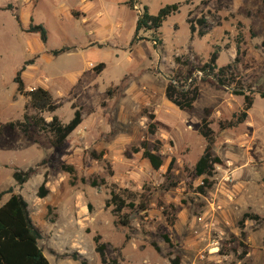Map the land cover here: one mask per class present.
<instances>
[{"label":"rangeland","instance_id":"1","mask_svg":"<svg viewBox=\"0 0 264 264\" xmlns=\"http://www.w3.org/2000/svg\"><path fill=\"white\" fill-rule=\"evenodd\" d=\"M136 1L140 11L146 6L151 15L169 5L179 4L180 8L160 29L165 46L154 51L149 43L140 42L133 46L132 55L128 45L137 13L127 9L125 0H99L102 20L116 32L118 46H127L126 51L106 46L111 53L115 52L112 57L106 52L97 53L98 49L78 48L71 53L51 54L50 47L88 40L92 43L88 32L97 21L89 16L86 23L70 15L82 12L80 0H0V194L11 189L27 201L42 234L39 247L50 264H102L95 252L97 236L101 238L100 244L106 245L109 261L170 264V259L180 252L179 225L192 221H196L197 227L191 235L201 243L198 261L214 257L213 264H245L251 245L248 232L244 231V237H236L230 230L232 223L237 228L240 222V215L235 217L232 211L237 200L232 172L236 168L245 170L246 182L259 193V200L264 194V162L246 156L235 162L231 156L225 157L229 148L222 146L219 156L223 166L215 168L209 178L211 186L204 193L199 192L204 177L195 175L194 165L202 143L198 134L201 120L206 119L210 128L216 130L218 142L221 125L232 121L241 111L243 99L233 95L238 85L255 96L252 116H264V100L256 94L264 92V50L260 48L264 42V3ZM8 5L12 6L11 11L2 10ZM30 21L46 29L49 42L44 45L38 35L25 33ZM200 21L205 23L203 27ZM214 53L217 68L234 65L232 87L218 90L209 83L213 78H207V82L197 79L200 96L193 110L179 112L166 105L163 89L169 81L182 83L193 77L195 68L206 64ZM129 56L135 61L129 60ZM104 57L112 59L100 83L93 80L95 70L91 68L82 74L64 76L83 69L87 61L97 63ZM26 62L32 63L21 75L24 91L19 94L14 80ZM132 70L141 71L144 76L146 73L148 79L146 82L144 78L141 87L145 89L140 88L139 97L123 98L129 78L119 86L106 88ZM39 87L54 99L57 109L53 114H39L31 105L27 92ZM76 109L85 122L59 148L51 147L48 137L34 126L27 137L6 126L24 122V118L31 122L35 117H43L49 122L53 115L67 124ZM150 124L155 125L154 134L149 132ZM241 127L237 128L235 139L240 137ZM144 142L163 161L157 171L141 152H133ZM28 169L34 170L32 177L18 185L14 172ZM92 181L97 182L96 187H92ZM44 182L48 194L41 198L38 192ZM112 191L121 195L126 205H137L143 197L148 198L146 211L126 207L119 218L115 217L114 205L107 204ZM8 198L9 195L2 196L0 206ZM246 213L258 217L249 221L254 229L264 224L260 215L249 210ZM218 215H224L223 219L229 222L221 227ZM125 216L128 225L122 226L119 223L126 220ZM164 235L171 238V245L165 242ZM154 246L160 249L159 253Z\"/></svg>","mask_w":264,"mask_h":264},{"label":"trees","instance_id":"2","mask_svg":"<svg viewBox=\"0 0 264 264\" xmlns=\"http://www.w3.org/2000/svg\"><path fill=\"white\" fill-rule=\"evenodd\" d=\"M264 3V0H262ZM135 1L130 0L128 6L133 10ZM187 4V3H186ZM180 5H169L161 8L156 15H150L148 8L145 6L142 8V12L137 17L134 37L132 44L147 41L151 42L155 49L162 46V38L160 29L162 24L172 15H175L179 11ZM4 11H11L12 6L8 5L2 9ZM18 25L20 22L15 17ZM202 27L205 24L203 21L199 22ZM193 33V28H191ZM27 34L38 35L42 44H46L48 36L47 31L42 25L34 24L32 21L29 23L28 28L25 30ZM141 34H147V37L141 36ZM260 48L264 50V42L261 43ZM67 48H63L59 51L52 52L53 55H59L67 52ZM217 53L211 55L209 61L201 67L195 68V72H203L202 82H207V78L211 77L214 80L209 83L215 86L218 90L225 87H232L234 79L232 78V72L234 65L230 64L222 68L216 66ZM32 62H26L21 70L16 74L14 83L17 85V92L20 94L24 91V85L21 79L22 73L25 71V67ZM217 79V82H216ZM191 82L189 83V81ZM187 86V88H186ZM233 95L243 98V105L241 111L233 117V120L228 124H222V128L237 127L244 123L248 117V112L253 106L254 97L253 92L248 90L245 93L243 88L237 86ZM199 87L197 85V79L192 76L189 79L181 82L169 81L165 88V98L168 102L173 104L179 111L189 112L194 108L195 103L199 97ZM27 95L31 99V105L39 112V114L50 113L53 114L57 105L51 94L43 88H36L27 92ZM257 95L264 100V92H257ZM153 119V116L150 117ZM24 122H11L6 126L11 130H18L24 136H28L31 126L37 128V130L48 137V142L53 148L61 147L67 138L76 131V129L82 123V114L79 109L74 111L73 118L67 124H63L57 116L53 115L49 122L43 117H35L31 122L28 118H24ZM155 125L150 124L149 132L154 134ZM1 133V130H0ZM199 135L205 140L206 146L202 155L199 157L194 165V173L197 177H204L203 185L199 188L200 193H204L206 188L211 186L209 178L213 176L215 168L223 166V162L220 158L213 156L212 145L214 143V132L210 128V125L206 119L201 121V125L198 130ZM134 153L142 154L155 171L159 170L163 166V161L160 156L155 152L148 149L146 143H142L140 147L133 150ZM34 170L28 169L25 172L16 171L13 174V179L18 185L26 183L33 175ZM92 187L97 186L96 181L91 182ZM39 196L44 198L48 192L45 188V182L39 188ZM4 195H9L7 201L0 206V264H50L43 254V251L39 247V241L41 240V231L34 225L29 211V205L27 201L18 194H14L11 189L2 192L0 198ZM149 199L143 197L139 204L130 203L125 204V200L121 195L115 191L111 192L110 202L107 204L114 205L113 214L119 218L123 209L128 207L131 210L137 212H144L147 209ZM110 206V205H109ZM108 206V207H109ZM250 217V216H245ZM125 221L120 222L122 226H127V216ZM245 219V218H244ZM254 219V218H253ZM100 236L94 238L95 252L100 257L102 264H117L116 261H109L106 258V245L100 244ZM165 242L171 245L170 239L167 235L163 236ZM155 247V250L159 253V249ZM170 264H181L180 258L175 256L170 259Z\"/></svg>","mask_w":264,"mask_h":264},{"label":"crops","instance_id":"3","mask_svg":"<svg viewBox=\"0 0 264 264\" xmlns=\"http://www.w3.org/2000/svg\"><path fill=\"white\" fill-rule=\"evenodd\" d=\"M128 2L125 0L124 5L127 7V9L129 11L134 13L133 10H131L129 8ZM80 3L83 5L82 12L79 13L78 16L76 15V12L71 13L70 15L73 18H76L77 20L79 18H82V22H86V23L89 20L87 18L89 16L92 17L91 18L92 20L97 21L94 23V26L89 29V32H88V34L90 35L89 38H91L90 40H92V43H87L89 41L88 40L87 42H82V43H79V42L71 43L70 42L69 45H65L64 47H61V48L50 47L52 50L51 54H52V52L59 51L63 48L68 49V51L65 53H71L72 51H74L78 48L79 50H85V51L98 49L97 53L100 54L102 52H106V53H108L107 54L108 56L110 54V56L113 57L115 52L111 53L110 50H108V48L106 46H108L109 48H114V49L120 48L121 51H126L127 46L125 48L118 46V42L116 41V40H118V39H116L118 36L116 35V32H114L112 28L108 29V23H106V20L105 21L102 20L104 18V15L98 9L99 8L98 7L99 0H80ZM62 7H63V5H62ZM143 7H145V6H143ZM134 17H135L134 18V30H135V25H136V21H137L138 17L136 15ZM32 35H34V34H32ZM48 35L49 34L47 32V36ZM99 35H102V36L99 37ZM133 37H134V32H133V36H132V38L129 42V45H128V48L130 49L128 53L131 54L134 50L133 46L134 45L139 46L138 44H140V42L149 43L154 48L153 44L151 42H147V41H140V42L132 44ZM161 38H162V36H161ZM162 41H163V39H162ZM47 42H49V36H48ZM162 46H165L164 42L162 43ZM162 46H160L158 49L162 48ZM158 49L154 48V51H157ZM62 54H64V53H62ZM133 54L134 53H132V55ZM53 56H56V55H53ZM110 59H112V58L111 57L110 58H108V57L100 58L97 63H95L94 61H87L83 65V69L76 70V71H74L68 75H64V76H74L77 74H82V73L86 72L89 68H91V69L95 70V75H94L93 80L95 82L98 81L100 83L102 81L101 80L102 77L108 71V62L110 61ZM128 59L131 60L132 62L135 61L133 56H129ZM60 77H62V76H60ZM126 78H129L130 81H129L127 87L124 89L123 98L125 97L127 99L129 97H139L140 93L138 94V91H140V88H142V90L145 89L144 87H141V84L145 83L144 78H146V73L144 76L143 72H141V71L140 72L136 71V70L135 71H133V70L128 71L123 76H121V78L117 81V83H115V85L111 84L110 86H108L106 88H111V87H114L117 85L119 86L120 83L123 82ZM146 82H148L147 78H146ZM165 88L166 87H164L163 92H165ZM200 88H201V86L199 87V93H200ZM117 89H119V87H117ZM199 96H200V94H199ZM164 97H165V95H164ZM240 98H242V97H240ZM254 98H255V96H254ZM198 99H199V97H198ZM165 103L169 107H172L173 109L176 110V107L173 104H171L170 102H168L167 100H165ZM242 105H243V103H242ZM241 109H242V107H241ZM252 109H253V106L250 109V111L248 112V117L244 123L238 125L237 127L223 128V131L220 133V140L218 142H216V130L214 128H211L214 132V143L212 145L213 156L220 158V156H219L221 154L220 149H222V146H223L224 148L225 147L229 148L228 149L229 151L224 153L225 157L231 156V158H233V160L235 162H238L239 160H241L245 156H246V158L255 157L259 162H262V163L264 162V116L263 117L252 116V114H251ZM84 122H85V118L83 117V114H82V123L81 124H83ZM241 125H242V127L238 131L240 134H243V133H245V134H243V136L239 134L240 137L238 139H235L234 135L236 137V133H238L237 128H239ZM231 130H234V131H231ZM189 137H191V136L189 135ZM200 138L202 139V143H201V147H200V153L196 156L197 158H199L202 155V153H203L202 148L203 147L205 148V146H206L205 140L201 136H200ZM240 139H242L243 142L240 141ZM187 140H186V142H187ZM236 143L237 144L240 143L239 146L236 145ZM218 145H219V148H217ZM188 149L190 152L189 154L191 155L192 152H191L189 145H188ZM243 149H245V150H243ZM232 177H233V181L236 182L235 186H234V192L236 194V199H237L233 204L232 211H234L233 214H235V217H238L240 215V222L238 224L239 227L237 226V228H235V224L232 223L233 222V220H232L231 221L232 228L230 230L236 237H238L239 235L241 237H244V236H246V234H244L245 233L244 231L248 232L247 233V240H248V243H251V245H250L249 253L248 254L246 253V255H245L246 256L245 264H264V246H263L264 224L262 226H260L258 230L254 229L253 224H250V223L254 220H258V217L252 216V215L246 213V211H248V210L253 211L254 215H260V217L263 219V222H264V194L261 195V198L258 200V197L260 195L258 196L257 194H259V193L255 192L253 189H251V186L248 184V182H246L248 175L245 172V170H242L240 168L234 169V171L232 172ZM262 181H264V176H262ZM258 201H259V204H257ZM243 202H245V205L243 204ZM29 211H30V208H29ZM30 216H31V219H32L34 225L38 228L37 224L35 223L33 216L31 215V213H30ZM223 216L218 215V217H219L218 224L221 227H223L224 223L229 222V221H227V219H225V218L223 219ZM245 216H250V217H245ZM249 221H251V222H249ZM181 223L182 224L179 225L181 229H179L177 231V233H178L177 237L181 241L180 252L178 253L177 256L180 258L181 264H213L212 260H214V257L207 258L206 262L198 261V256L200 255V252H201L200 251L201 243H200V241H198L199 239L197 237L191 235L193 230H195V228L197 227L196 221L186 222V223L181 222ZM256 227H258V226H256ZM169 239L171 242V238H169ZM159 252H160V249H159ZM155 259H158V258H155ZM237 264H241V262H238Z\"/></svg>","mask_w":264,"mask_h":264},{"label":"built area","instance_id":"4","mask_svg":"<svg viewBox=\"0 0 264 264\" xmlns=\"http://www.w3.org/2000/svg\"><path fill=\"white\" fill-rule=\"evenodd\" d=\"M134 1H135V3H134V6H133V10L137 13V16H138V15L141 14L142 11H140V9L138 8L137 1L136 0H134ZM193 78L201 80L203 78V72L197 71L193 75ZM190 82H191V80L189 81V83ZM186 88H187V86H186ZM216 245H217V243H216Z\"/></svg>","mask_w":264,"mask_h":264}]
</instances>
